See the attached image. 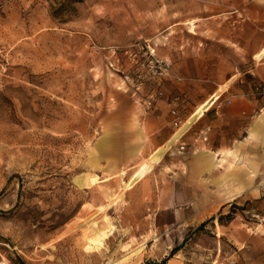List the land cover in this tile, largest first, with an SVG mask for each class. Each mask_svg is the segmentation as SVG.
Returning <instances> with one entry per match:
<instances>
[{
    "label": "rangeland",
    "instance_id": "1",
    "mask_svg": "<svg viewBox=\"0 0 264 264\" xmlns=\"http://www.w3.org/2000/svg\"><path fill=\"white\" fill-rule=\"evenodd\" d=\"M60 2L0 0V264H264V146L206 166L194 121L127 187L191 115L178 76L264 105V0ZM157 100L171 134L143 130Z\"/></svg>",
    "mask_w": 264,
    "mask_h": 264
},
{
    "label": "crops",
    "instance_id": "2",
    "mask_svg": "<svg viewBox=\"0 0 264 264\" xmlns=\"http://www.w3.org/2000/svg\"><path fill=\"white\" fill-rule=\"evenodd\" d=\"M255 73L259 81L264 82V69L257 68ZM209 75L206 71L197 78L181 79L178 76V80L175 81V89L177 92L190 97L192 111L190 117L169 140L173 138V142H175L195 121L188 133L189 145L187 149H193L196 153L208 147L211 152L205 154L207 158L205 160L206 166L214 165L216 161L225 160L226 163L230 164V160L247 154L249 149L253 150L254 147L264 146V105L250 95L252 91L251 84L245 86L242 84V79L239 80L240 84H237L238 76L236 74L231 72L228 75ZM235 84L237 89H233ZM172 104L173 102L166 103L165 100L155 101L152 113L145 122L143 130L146 133L170 130L171 134L173 127L178 126L175 120H170L166 116L167 107ZM200 108L203 109L197 115L196 113ZM203 136L207 138L206 144L202 142L201 137L203 138ZM169 140L164 146L154 150L149 159L158 152V161L170 147L167 146ZM180 148L184 149V146H180ZM151 163L154 162L148 161L143 165L147 164L150 169ZM239 164L237 170L242 169L241 161ZM226 169L235 172L233 166H228ZM232 177L237 179L238 175L232 173ZM236 193L238 192H229L228 198Z\"/></svg>",
    "mask_w": 264,
    "mask_h": 264
},
{
    "label": "bare ground",
    "instance_id": "3",
    "mask_svg": "<svg viewBox=\"0 0 264 264\" xmlns=\"http://www.w3.org/2000/svg\"><path fill=\"white\" fill-rule=\"evenodd\" d=\"M264 55V51H261L257 57L260 58V56ZM208 104V103H206ZM203 108H200L198 111H197V115L200 114V112L202 111ZM173 138L171 140H169V142L167 143V146H170L172 143H173ZM159 157V153H155L154 155H152L149 159V161L151 162H156L157 159ZM149 169V166L146 164V165H143L135 174L134 176L132 177V179L130 180V182L127 184V187L131 186L133 183H135L138 179L142 178L145 173L148 171ZM83 179H80L77 181L80 182L82 181ZM95 230V229H94ZM93 230V231H94ZM91 233V232H90ZM100 237H101V233L100 232H97V230H95L94 232L91 233V235L88 234V236L86 237L87 238V242L88 244L86 245V248L87 249H95L96 247L99 246L100 244Z\"/></svg>",
    "mask_w": 264,
    "mask_h": 264
},
{
    "label": "trees",
    "instance_id": "4",
    "mask_svg": "<svg viewBox=\"0 0 264 264\" xmlns=\"http://www.w3.org/2000/svg\"><path fill=\"white\" fill-rule=\"evenodd\" d=\"M53 1H56V0H53ZM81 1L82 0H61L60 7H59L60 11H57V15L73 16L76 13L73 4L77 2H81ZM165 263H166V259H163L160 263L145 262L144 264H165Z\"/></svg>",
    "mask_w": 264,
    "mask_h": 264
},
{
    "label": "built area",
    "instance_id": "5",
    "mask_svg": "<svg viewBox=\"0 0 264 264\" xmlns=\"http://www.w3.org/2000/svg\"><path fill=\"white\" fill-rule=\"evenodd\" d=\"M156 63H159V64H161V66H157V68H156V72H159L160 74H162L163 72H165L166 70H167V68H168V64L167 63H165V62H160V61H156Z\"/></svg>",
    "mask_w": 264,
    "mask_h": 264
}]
</instances>
